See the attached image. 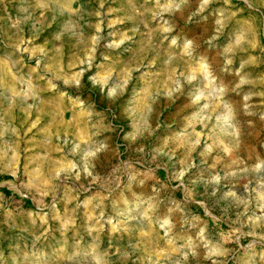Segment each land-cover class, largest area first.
Wrapping results in <instances>:
<instances>
[{"label":"rangeland","instance_id":"1","mask_svg":"<svg viewBox=\"0 0 264 264\" xmlns=\"http://www.w3.org/2000/svg\"><path fill=\"white\" fill-rule=\"evenodd\" d=\"M0 264H264V0H0Z\"/></svg>","mask_w":264,"mask_h":264},{"label":"crops","instance_id":"2","mask_svg":"<svg viewBox=\"0 0 264 264\" xmlns=\"http://www.w3.org/2000/svg\"><path fill=\"white\" fill-rule=\"evenodd\" d=\"M50 101L51 102H48V104L44 102L43 107L45 110H48L49 108V110L57 111V110H62L63 107H64V111L68 110V107L65 106V103L63 104L62 100L56 101V98H53ZM73 102L76 103L73 104ZM88 110L89 109L86 106L81 105V99L73 100L70 104V112H71L70 125L72 127L71 133L73 132L74 136H76L78 140H81L82 134H85L87 131L86 129L88 126V121L86 115L88 113ZM65 122L68 123V119L65 118Z\"/></svg>","mask_w":264,"mask_h":264}]
</instances>
